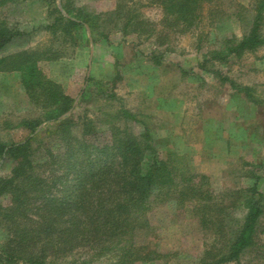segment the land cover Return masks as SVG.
<instances>
[{
	"label": "rangeland",
	"instance_id": "rangeland-1",
	"mask_svg": "<svg viewBox=\"0 0 264 264\" xmlns=\"http://www.w3.org/2000/svg\"><path fill=\"white\" fill-rule=\"evenodd\" d=\"M64 1L67 9H72L70 13L79 17L83 16L79 9L104 13L113 10L117 2ZM252 3L214 0L205 8L198 27L185 34L174 33L164 44L154 38L123 36L114 27L112 16L103 15L95 31L85 26L76 32V45L66 44V56L40 62L45 75L61 83L75 99L73 108L63 116L68 121L65 125L42 123L34 133L20 127L22 119L39 116L42 110L28 99L18 74L0 72V140L26 143L31 136L26 149L32 160L47 163L61 175L65 171L59 166L62 158L52 154L63 152L68 144L89 143L90 149L100 148L111 143L114 125H127L142 149L147 148L137 167L141 165L145 171L155 159L171 158L177 166L208 175L207 187L221 205L215 213L226 218L225 230L230 236L242 218L240 205L245 195L241 193L235 201L233 192L239 194V190L256 184L264 193V46L241 59L229 56L226 62L207 61L206 69L201 65L212 51L225 50L228 40L247 33ZM55 5L65 11L61 0H25L6 6L2 18L8 26L24 32V37L14 38L5 52L57 45L59 40L42 28L52 22ZM143 11L152 20L160 19L159 7ZM221 77L232 81H222ZM233 84L250 87L255 101ZM122 109L133 113L136 120L122 115L118 118L116 113ZM55 162L57 165L51 164ZM15 163L18 161L10 157L0 158V177L11 174ZM0 202L7 205L9 196ZM191 208L190 202L178 205L172 199L156 203L147 213L149 226L136 231V239L140 244L150 242L160 252L172 253L170 264L198 263L214 235L193 216ZM261 235L264 241V233ZM5 238L6 231L1 229L0 246ZM72 257L78 259L79 254ZM72 257L66 255L69 261ZM256 262L254 254L243 256L242 264Z\"/></svg>",
	"mask_w": 264,
	"mask_h": 264
},
{
	"label": "trees",
	"instance_id": "trees-1",
	"mask_svg": "<svg viewBox=\"0 0 264 264\" xmlns=\"http://www.w3.org/2000/svg\"><path fill=\"white\" fill-rule=\"evenodd\" d=\"M22 1L25 0H0V72L18 74L28 99L40 106L41 115L22 119L19 123L31 133L42 123L58 126L68 123L63 116L73 108L75 99L61 83L45 75L40 62L57 61L66 56V46L76 45L78 30L90 26L95 31L103 15L108 14L123 36L135 35L141 40L154 38L164 44L171 41L172 34H185L198 27L205 8L214 2L117 0L115 8L104 13L90 14L77 9L78 13H83L79 17L70 13L72 9H67L68 3L61 0L65 11L55 5L52 22L42 27L59 40L57 45L52 43L44 48H23L6 53L7 46L14 38L24 37V32L8 26L2 18L3 9ZM150 6L161 10L159 20L145 15L143 8ZM251 8L253 14L247 33L240 39L228 40L225 50L212 51L201 65L204 69L207 61L226 62L229 56L241 59L264 46V0H253ZM101 36L107 38V34ZM221 80L230 79L221 77ZM238 90H244L255 101L250 87H238ZM116 115L136 120L127 109L117 111ZM113 127L112 141L105 146L90 149L89 143L68 144L63 152L52 154L62 158L59 166L65 171L61 175L47 163L40 165L32 160V154L26 149L31 136L26 138V143L0 140V158L18 161L11 174L0 177V199L9 196L7 205L0 202V230L6 231L5 241L0 246V262L137 264L164 260V264H170L172 253L155 250L150 242L140 244L136 231L149 226L147 213L156 203L172 199L178 205L190 202L193 216L205 228L209 226L214 235L196 264H242L243 256L248 253L254 254L257 261L254 264H264L261 235L264 229L260 230L264 193L256 184L239 190V194L233 192L235 201L241 193L245 195L240 205L243 214L239 226L229 236L225 230L226 218L215 213L221 205L216 203L215 194L207 187L208 175L177 166L171 158L155 159L144 171L141 165L137 167V162L142 161L147 148L142 149L127 125ZM33 163L39 167L34 168ZM51 164L57 165L56 162ZM76 253L78 259L72 257ZM67 254L71 255V261L67 260Z\"/></svg>",
	"mask_w": 264,
	"mask_h": 264
}]
</instances>
